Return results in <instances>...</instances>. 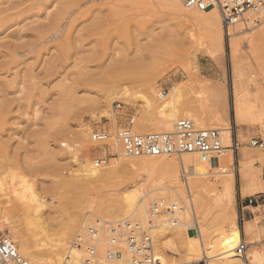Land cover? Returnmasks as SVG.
Masks as SVG:
<instances>
[{
    "label": "rangeland",
    "instance_id": "374dc122",
    "mask_svg": "<svg viewBox=\"0 0 264 264\" xmlns=\"http://www.w3.org/2000/svg\"><path fill=\"white\" fill-rule=\"evenodd\" d=\"M242 29L243 35L232 37L233 29L224 28L220 45L207 33L182 25L163 0H0V231H12L18 247L24 242L35 245L32 253L42 264L67 230L65 256L85 223L135 219L156 226L157 258L161 252L166 260L181 258L170 248L169 229L162 228L168 216H148L152 203L166 199L180 220L189 223L190 228H183L191 234L207 218L210 233L219 235L215 255L225 249L236 253L240 239L230 232L220 235L238 223L247 231L244 206L264 193V148L251 145L256 140L264 144V17L258 23H242ZM88 81L93 85L86 90ZM175 85L184 86L179 105L201 123L233 129L232 139L240 149L237 162H225L232 172L226 187L210 171L208 182L217 190L201 210L190 187L194 179L183 165L177 174L151 175L124 164L113 179L76 188L70 176L79 167L70 151L88 166L95 158L117 153L92 143L93 130L114 133L131 118H136V126L160 124L158 110L149 108L146 100H158L160 92L169 93ZM152 87L154 94H149ZM126 91L130 98L123 96ZM123 160L117 154L102 173ZM213 162L216 168L218 160ZM126 195L133 202L142 198L145 206L139 203L133 210V205L117 217ZM224 213L227 224L221 220ZM79 219L83 224L73 232ZM261 223L255 219L258 231L252 233L264 230ZM252 240L255 245L245 241L247 259L264 264V240L256 235L247 241ZM104 248L101 245L99 253L103 258Z\"/></svg>",
    "mask_w": 264,
    "mask_h": 264
},
{
    "label": "bare ground",
    "instance_id": "6f19581e",
    "mask_svg": "<svg viewBox=\"0 0 264 264\" xmlns=\"http://www.w3.org/2000/svg\"><path fill=\"white\" fill-rule=\"evenodd\" d=\"M163 2L165 3L166 8H169L171 10L172 14L177 18V20L182 25L186 26L187 28H190L191 30L199 29V30L203 31L204 33H207V35L210 37L212 42H216V41L218 42L219 41V43L221 45L222 40L224 39L225 31L226 30L228 31L230 28L233 29V31L230 30V33H229L230 36H232V37H239L245 33V31L242 29V23L241 22H239L233 26H230L228 28L223 25L224 28L226 29L224 31L223 30L224 28H222L223 21H222V18L220 16V13L217 10L198 11L195 9H190V8L186 7L183 0H163ZM250 16H252V14H249V17ZM229 34L227 33L228 37H230ZM215 56L216 55H214L213 57H215ZM89 77H90V75H89ZM92 85H93V83L88 81L87 83H85L84 89L87 90L88 87H91ZM183 88H184V86H182V85L181 86L175 85V86H173V88L170 90L169 93L164 92V91L160 92L158 94V97H159L158 100H156V99L152 100V101L146 100L147 106L149 108H155L158 110V113H159V120L158 121L160 122V124H157L155 126L137 125L135 130L138 132H141V133H148L151 131H171L173 129L175 123L179 119L193 120L196 125H198L200 128H203V129L220 130L222 133V136L224 138V149L221 152V154L219 155L220 164H218V166L216 168H213L212 164H210L208 162H204L199 157V155H197V154L181 155V156H179L180 159L178 162L175 161L174 159H171L172 157H160V158H128L126 156L124 157L121 145L119 143H116L117 144L116 145L115 142H113L112 143L113 146H111V149H113L115 152L118 151L119 153L117 152V154L119 155V157L125 158L126 160H123L121 163H118L115 166V168L109 172L105 171L104 173H102V169H104L103 167L107 166L111 162L112 159L110 160L109 163H107L106 165L101 166V167L95 166L93 161L91 162L90 166H88V165H83L79 161L78 155H77V153H75V151L74 152L70 151V153L73 156L74 163L76 164L77 167H79L76 169V172H73L70 176V178L74 181V186L78 189L83 190L85 188V186L88 184H93V185L97 186L99 183L111 180L123 171L122 167L124 164H126L130 169L134 168L135 171H139V170L141 171V169H147L149 171V173H151V175L152 174L153 175L177 174L179 166L183 165L184 170L186 169L187 171H190L192 174L191 176H192V179H194V180L192 182V186L190 185V187H192L195 194H197V196H196L197 202H198L197 205H198L199 209L202 210L206 204L205 202H206V198L208 197V195L217 190L216 187L210 185L208 182V179L211 176L210 171H212L214 174L219 176L220 180L222 181V183H221L222 187L223 186L226 187L225 185L231 179L232 172H230L229 167H225V162H227V161L229 162L232 160L237 162L236 156H237L238 150L240 149V145L237 146V145L233 144V139H232L234 136L233 129L232 130H230V129L228 130V128H226V129L222 128L221 129L220 127H218V125H216L214 123H207V122L201 123L199 121V117L196 114H194L193 112L184 110L182 105H179V103H180L179 99L182 95ZM148 93L154 94V88L153 87L150 88L148 90ZM123 96H125L126 98H130L131 95H129L128 91H126V92H124ZM131 101L134 102V100H131ZM109 103L112 105L113 99H110ZM115 109H116V106H115ZM116 112H117V110H116ZM197 114H198V112H197ZM206 115H208V114H206ZM241 118H242V116H241ZM203 119L204 118H202L201 120H203ZM91 128L92 127L88 126L86 129H91ZM229 133H230V136H229ZM83 134L86 135L87 132H85L83 130ZM226 134H227V136H226ZM87 137L89 138V136L86 135V138ZM90 137H91V135H90ZM90 141H91V139H90ZM228 148H230V149H228ZM263 148H264V146H263ZM160 188L166 189L167 187H161L160 186ZM233 189H235V188H233ZM190 191H191V188H190ZM133 197L137 198V195L133 196ZM165 200L166 199H160L159 201L152 203L150 205V207L155 203H159V204L164 205ZM120 201H121L120 206H119L120 212L115 215L117 217L121 213L126 212V214H127V211L133 205L136 206V207H134L133 210L138 209L137 205L139 203H141L145 206V203L143 202L142 198L139 199L138 202L137 201L133 202L132 196L130 197L129 195L124 196L122 199H120ZM165 205L167 207H171L173 209L172 204H170L168 206V204L165 203ZM176 206H178L177 203H175L174 207H176ZM191 207H193V206H191ZM198 207H197V209H198ZM183 208L185 209V206ZM187 209H189L188 206H187ZM185 211H186V209H185ZM171 212H173V210ZM189 212L192 216L193 214L191 212V209L189 210ZM185 213H186L185 217L187 218V216L189 214H187V211ZM202 214L203 213L201 211V216H202ZM174 215H176V216L173 217V215L171 214L170 217L168 216L166 218L168 222L166 224H164L162 226V228H164V230L169 229L167 231V235L171 236V239H172V244H171L170 248L172 250H174L175 252L181 254L182 256H181V258L176 257V258H169V260H166L165 257L167 255L165 253L161 252V256L158 258L160 264H168V263L182 264V263H190V262H195V261L196 262L206 261L207 264H241V260L236 257V256H238L237 252L235 253L233 249H230V250L225 249V251H223V253L220 252V255H218V256L214 254L215 252L213 251V249L217 246V242L215 240V237L217 238L219 235L216 234L217 236H213L214 233H210V231L212 230V229L210 230V228H212V227H210V224H209L207 218L203 217V219L201 221H199L200 222L199 223L200 230L191 234L190 231L188 232L186 230L187 228L186 229L183 228L184 226H189V223H187V221H181L180 220L181 217L179 216V214L176 213ZM148 216L150 217L149 209H148ZM129 217H127V218H129ZM194 217L192 216L193 219H194ZM231 218H232V216H231ZM126 220H128V219H121V220H119V222L120 221H126ZM132 220H135V219H132ZM221 220H223L227 224L228 218L226 217L225 213L222 215ZM72 222H74V221H72ZM232 223H234V222H232ZM69 224H71V223H69ZM81 224H83V223L80 222V219L78 221H76L71 228L73 230V232L77 231L80 228ZM84 225L82 226V228L84 227ZM190 227L191 226H189L188 228H190ZM81 229H80V231H81ZM67 231L65 233H63L62 237L56 239L54 247H52V248H54L53 253H49L50 259L45 260L42 264H68L67 258H66L65 253H64L65 252V244H66L65 242L67 240V238H66ZM227 232H230L232 236L239 238L240 239L239 243H241V241L245 242L243 230H242V227L239 225V223H238V226L234 225V228H230L227 231L224 228V232L220 236H226ZM6 234L8 236H10V238H13V232L12 231L7 230ZM218 241H219V239H218ZM220 242H221V240H220ZM102 243H104L105 245L107 244L106 241L100 240L99 243H97L95 245L98 253H101L100 252V245ZM71 244H72V242H71ZM19 247L21 248L22 253L27 255L34 262V264H40L36 260V258L38 256L35 255V253H32L33 252L32 249L35 247V245L33 247V245L30 242H28L26 244L24 242V246L19 245ZM19 247H18V250H19L20 254L24 257V255L21 253ZM180 248H181V250H180ZM69 249H70V246H69ZM236 249H235V251H236ZM103 251H104V253H106L107 249L105 250V248H104ZM246 256H247V254H246ZM100 258L103 261V264H116L118 262L124 264L125 261L127 260V259H118V258L110 259L108 257L104 259L101 256H100ZM128 258H129V256H128ZM167 258H168V256H167ZM28 261H30V260H28ZM128 262H129V259H128ZM30 263H31V261H30ZM73 264H88V263H81V262L77 263L76 262ZM125 264H127V263H125ZM129 264H131V262ZM244 264H248V263L244 261Z\"/></svg>",
    "mask_w": 264,
    "mask_h": 264
},
{
    "label": "built area",
    "instance_id": "2783aa9c",
    "mask_svg": "<svg viewBox=\"0 0 264 264\" xmlns=\"http://www.w3.org/2000/svg\"><path fill=\"white\" fill-rule=\"evenodd\" d=\"M183 2L186 7L198 11L217 10L227 28L239 22L258 23L264 17V0H183ZM249 14L257 15L259 18L250 20L247 18ZM135 122L136 118H131L128 125L118 127L115 133L105 129H95L90 139L99 147L111 148L113 142L119 143L124 157L128 158L179 157L185 154H197L204 162L214 164L213 161L216 159L220 164L219 155L224 149V138L220 130L198 128L193 120L179 119L171 131L141 133L135 130ZM233 144L240 145L235 139ZM251 145L259 148L264 146L258 140L252 141ZM116 156L117 153L98 157L93 160V163L101 167ZM166 207L165 203L164 205L153 204L150 208V219L156 220L163 214L170 217L172 210L173 217L176 216L175 208L169 207L168 210H164ZM155 228L156 226L151 223L145 225L142 221L135 220L116 223L96 221L85 224L72 240L66 255L67 263L103 264L95 246L101 240L107 243L104 259L107 257L125 259V255H128L129 258L125 261L127 264L130 262L131 264H160L155 253L153 237ZM247 250L248 246L241 241L236 252L238 257L250 264L246 256ZM0 261L2 264H31L20 254L15 241L4 231H0Z\"/></svg>",
    "mask_w": 264,
    "mask_h": 264
},
{
    "label": "crops",
    "instance_id": "0c3cea01",
    "mask_svg": "<svg viewBox=\"0 0 264 264\" xmlns=\"http://www.w3.org/2000/svg\"><path fill=\"white\" fill-rule=\"evenodd\" d=\"M213 81H215L214 79H212ZM263 174H264V168H263ZM252 201V203L250 202ZM245 209H243V216L247 217L246 220V227L244 226V228L247 231L243 232L244 235V240L246 242H248L250 245H255V241H247V240H251V239H255V236L258 235V237L262 240H264V230H262V232L255 234L252 232H257L258 231V227L256 226V224H253L255 219L260 218L262 219V227L264 228V193L260 194L258 197H256L254 200L253 199H249V204H246L244 206ZM261 224H259L258 226H261ZM252 233L251 235L248 234Z\"/></svg>",
    "mask_w": 264,
    "mask_h": 264
}]
</instances>
